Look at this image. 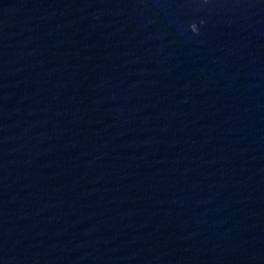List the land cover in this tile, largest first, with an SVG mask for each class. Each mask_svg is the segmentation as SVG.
<instances>
[{"label": "water", "instance_id": "1", "mask_svg": "<svg viewBox=\"0 0 264 264\" xmlns=\"http://www.w3.org/2000/svg\"><path fill=\"white\" fill-rule=\"evenodd\" d=\"M0 264H264V0H0Z\"/></svg>", "mask_w": 264, "mask_h": 264}]
</instances>
